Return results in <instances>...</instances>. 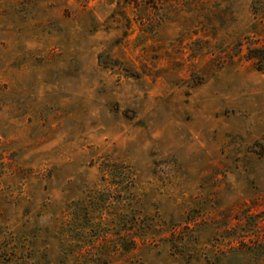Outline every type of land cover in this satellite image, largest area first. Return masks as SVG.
Masks as SVG:
<instances>
[{
	"label": "rangeland",
	"instance_id": "374dc122",
	"mask_svg": "<svg viewBox=\"0 0 264 264\" xmlns=\"http://www.w3.org/2000/svg\"><path fill=\"white\" fill-rule=\"evenodd\" d=\"M254 48L264 0H0V264H74L90 197L110 240L143 227L116 264H264Z\"/></svg>",
	"mask_w": 264,
	"mask_h": 264
},
{
	"label": "trees",
	"instance_id": "16d2710c",
	"mask_svg": "<svg viewBox=\"0 0 264 264\" xmlns=\"http://www.w3.org/2000/svg\"><path fill=\"white\" fill-rule=\"evenodd\" d=\"M247 59L251 61L257 60L258 63H264V49L254 48L249 50ZM260 69V68H259ZM117 173L115 165H106L103 167L105 174L112 179V185L123 190H127L133 181L132 172L128 166L120 165ZM120 180L121 182H115ZM89 202L72 203V219L67 226L60 231V235L65 238L69 245L64 250V260L68 255L73 258L74 264H116L115 255L128 259L137 249V238H140L139 226L136 215L121 214L118 217L120 227H118V240H110L113 236V230L102 222H95L93 216L96 212L102 210L97 209V199L100 197H90ZM106 200V199H105ZM104 200V203L106 201ZM102 242V246L98 243ZM121 264V263H117Z\"/></svg>",
	"mask_w": 264,
	"mask_h": 264
}]
</instances>
